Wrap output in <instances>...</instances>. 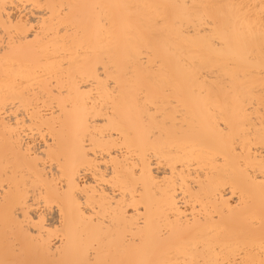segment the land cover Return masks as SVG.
<instances>
[{"label": "bare ground", "instance_id": "obj_1", "mask_svg": "<svg viewBox=\"0 0 264 264\" xmlns=\"http://www.w3.org/2000/svg\"><path fill=\"white\" fill-rule=\"evenodd\" d=\"M89 259L264 264V0H0V261Z\"/></svg>", "mask_w": 264, "mask_h": 264}, {"label": "snow or ice", "instance_id": "obj_2", "mask_svg": "<svg viewBox=\"0 0 264 264\" xmlns=\"http://www.w3.org/2000/svg\"><path fill=\"white\" fill-rule=\"evenodd\" d=\"M98 69H99V63H97V65L94 67V69H93L94 74L93 75L89 76L86 81H79L76 84L77 92H79L81 90V86H83V88L86 90V95L84 96L85 112L87 111L88 105L90 103L95 102V97H96V95H98L100 93V91L108 90L111 93H116V91L120 87L118 77H112V76L107 75V73L109 71V69L107 67L105 68L104 74H100ZM89 85L91 86L90 88H89ZM110 113H111V107H110ZM105 119L107 120L108 117H105ZM83 122L85 125L90 126V124L92 123L91 117L85 115ZM85 139H87V136H85ZM137 164H139V161L137 162ZM132 175L135 176V172H133ZM133 191H135V190H133ZM131 207L132 206L129 205V208H131ZM61 215H63V210L61 212ZM135 243L138 247L143 246V240L142 239H137V241H135ZM0 264H12V262L0 261ZM78 264H108V262L89 259L86 261L78 262ZM112 264H117V262H112ZM119 264H123V262H119ZM129 264H133V262H129ZM134 264H171V262L160 261V260H143V261L134 262ZM194 264H195V262H194Z\"/></svg>", "mask_w": 264, "mask_h": 264}]
</instances>
